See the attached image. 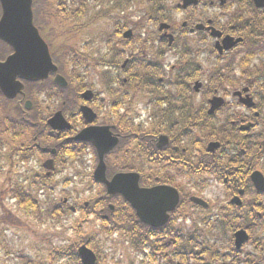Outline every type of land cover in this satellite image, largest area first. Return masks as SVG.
I'll use <instances>...</instances> for the list:
<instances>
[{
    "label": "flooded vegetation",
    "instance_id": "1",
    "mask_svg": "<svg viewBox=\"0 0 264 264\" xmlns=\"http://www.w3.org/2000/svg\"><path fill=\"white\" fill-rule=\"evenodd\" d=\"M171 1V14L185 16L178 27L159 21L154 35L140 36L139 50L123 51L121 64L117 53L110 51L112 58L96 80L101 81L91 90L78 84L77 75L71 76L77 78L74 84L64 76L68 74L47 41V35L52 36L45 33L47 24L35 19L33 0L34 26L66 86L57 85L56 74L49 73L42 81L18 79L24 91L14 99L0 91V161L7 160L17 172L20 164L42 155L40 168L46 177L52 174L48 162L54 169L55 158L63 156L64 163L72 161L66 169L79 170L78 180L81 170H87L84 177L94 182L97 148L91 141L74 138L87 129L106 128L103 139L111 138L114 144L102 158L108 181L136 174L140 190L165 188L178 197L173 207L171 193L157 195L152 206L141 199L140 221L121 195L104 194L97 201L101 207L107 203V208L98 216L111 230L125 227L118 224L125 221L127 234L139 236L140 255L151 264H259L257 257L250 260L244 254L245 245L235 248L233 235L254 230L264 236V197L250 178L253 172L264 177V0ZM12 54L0 39V64ZM130 65L138 71L127 69ZM54 98L58 104L50 111ZM214 99L220 103L212 109ZM56 114L68 129H52L49 121ZM221 121L222 126L209 125ZM202 122L208 127L205 135L198 131ZM24 136L27 145L21 147L18 141ZM94 141L104 140L95 135ZM206 175L208 179H203ZM205 182L221 185L226 192H215L208 200ZM111 203L123 205L129 214L114 211ZM211 204L215 215L209 212ZM185 206L193 212L188 214ZM229 233L233 240L225 246ZM252 244L259 246V241Z\"/></svg>",
    "mask_w": 264,
    "mask_h": 264
},
{
    "label": "rangeland",
    "instance_id": "2",
    "mask_svg": "<svg viewBox=\"0 0 264 264\" xmlns=\"http://www.w3.org/2000/svg\"><path fill=\"white\" fill-rule=\"evenodd\" d=\"M40 1L39 6L41 7L38 11V19L47 24L45 28V33L51 32L52 36L47 35V41L51 45V50L55 54L54 58L63 64L65 71L68 75H64L69 82L73 83L77 78L72 79L77 75L78 84L81 83V87L95 89L97 84L101 81L100 76L102 75L103 67L100 68L99 65L104 66L107 64V60L111 58L110 51L117 53V56L121 64L124 62L123 51L129 49L131 52L139 50L140 36L143 34L154 35L153 22L151 23L152 15L146 14V8L141 4L140 0H132L130 6L126 8L119 7L114 11H104L101 18L91 20L88 13L81 8V12L77 13V16H81L80 20H72L69 25L62 20L64 16L58 14V7L61 5H66L65 0H53L50 12H52L53 17L48 16L49 1L47 0H36ZM71 1V0H70ZM74 1V0H72ZM94 1V6L96 2L102 7L101 11L109 10L113 5L110 2L104 0H90ZM77 3V1L75 0ZM75 3V10L79 5ZM162 4L163 1H162ZM164 9L163 18L161 21H171L173 27H178L185 16L171 14L172 8L174 7L173 1L168 0L167 6ZM121 8V9H120ZM96 12V8L94 10ZM36 14V15H37ZM44 15V16H43ZM87 16V17H86ZM173 16V17H172ZM37 20V16L35 18ZM77 19V18H75ZM121 20V21H115ZM123 20V21H122ZM155 21L157 19L155 18ZM124 26L120 30L119 34L126 30H133L135 38L133 37L130 41L126 39H118L115 33L118 31L116 23ZM121 37V36H120ZM187 38V37H186ZM60 47L61 52L58 50ZM144 49V47H142ZM67 51L64 55V52ZM128 51V50H127ZM76 53L86 57L87 61L85 64L76 58ZM97 55V56H95ZM99 64V65H97ZM81 68V70H80ZM130 71H138L134 65H130ZM131 72V73H132ZM99 80L96 81L98 79ZM109 76V75H108ZM95 81V82H94ZM225 85H222L221 90H223ZM209 89H214L213 86L209 85ZM99 91V90H97ZM221 93V92H219ZM119 96V95H115ZM197 103V101H195ZM49 110L57 105V98L51 100ZM46 108V107H45ZM7 109V106H5ZM218 119L225 121L224 116H220ZM222 126L223 122H210L211 127L215 125ZM210 130V129H209ZM216 130V128L214 129ZM202 135L208 132V127L204 122L200 123V128L198 130ZM209 133L214 135V131L210 130ZM221 135V134H220ZM223 137V135H221ZM22 140V141H21ZM44 141V138L41 140ZM224 141V140H223ZM19 144L21 147L26 146L25 136L19 139ZM22 142V143H21ZM50 145L55 144L54 138L49 140ZM56 157V156H55ZM42 155H35L32 158L30 164L24 163L20 164L17 172L10 169L7 160L0 161V264H66V262L54 263L51 258V250L55 246H63L75 242L77 239L74 238L73 229L76 228L78 235V244L88 243V247L91 248L98 256L99 264H151L144 256L140 255V252L133 251L127 240V238L112 230L111 225L102 221L98 216L101 209L107 208V203L101 207V203L97 201L99 198H103L102 189L84 176H87V170H81L82 177L79 179L82 185H76L75 179L79 175L78 169H66L69 167L70 162L64 163L63 156L55 158L54 171L49 178V181L44 182L48 187L49 191L53 190L55 187V197L57 202L63 199H67L68 205L65 209H69L68 206L75 208L76 213H71L68 211L69 216L61 219L58 223H52L49 218L44 217L43 223L30 218L24 212H21V207L15 206V201L11 199L9 194L10 187L15 190V185L18 183L28 194H32V181L28 180L27 174L34 177L36 182H42V179L37 178L42 176L43 169L40 168L42 162ZM84 164H88L86 160H83ZM29 165V166H28ZM88 167V168H89ZM16 171V170H15ZM17 177V183L16 179ZM12 178L14 181H12ZM203 179H208V176H203ZM7 180L9 182H7ZM28 180V182H27ZM26 182V183H25ZM4 183V184H3ZM28 183V184H27ZM27 184V186H25ZM206 190L203 191L205 197L210 200L211 196L215 192H220L223 195L225 191L224 187L221 185L208 186L207 182ZM12 185V186H11ZM212 185V184H211ZM53 187V189H52ZM50 193V192H49ZM39 200H45L46 193L44 196L40 193ZM223 199V197H222ZM87 203V204H86ZM84 204H86L84 206ZM116 208L114 211L121 210L119 214L127 215L129 212L123 205H118L116 203H111ZM212 205V204H211ZM186 207V212L191 213L193 209ZM213 205L210 207L209 212L212 214H217L218 212L213 209ZM5 210V211H4ZM106 213V212H105ZM105 213L100 215H105ZM11 218H14L11 220ZM122 218V217H121ZM119 225L127 226V223L118 221ZM229 231V230H228ZM250 241L243 247L244 254L248 255L250 260L257 257L259 264H264L261 259L264 257V244L261 243L264 240V236L261 235L260 231L257 233L253 230L250 234ZM232 239V235L229 233L225 246L229 245V240ZM252 240L258 242L259 246L252 244ZM68 241V242H67ZM75 244V243H73ZM17 255L25 256L26 260L22 262L17 258ZM241 259V256H238ZM242 260V259H241ZM212 264H219V262H211ZM231 262H226L230 264ZM189 264H196V262H189Z\"/></svg>",
    "mask_w": 264,
    "mask_h": 264
},
{
    "label": "water",
    "instance_id": "3",
    "mask_svg": "<svg viewBox=\"0 0 264 264\" xmlns=\"http://www.w3.org/2000/svg\"><path fill=\"white\" fill-rule=\"evenodd\" d=\"M185 3L188 0H184ZM2 6V18L0 20V39L9 45L13 54L4 63L0 64V91L7 99H14L22 95L24 91L23 84L18 81H42L49 73H55L54 82L61 86H66V81L57 74L56 67L52 64L48 54L47 46L40 38L36 28L32 23V0H0ZM161 28H167L161 26ZM131 32H125L124 38H129ZM89 94V93H88ZM220 99L211 101L212 109L219 104ZM30 102L26 101L25 107L28 109ZM49 125L54 130L68 129L69 125L64 121L60 114H56ZM108 132L106 128L87 129L77 135L75 140H87L94 143L99 154V165L94 173V179L106 185L109 195L121 194L135 209L137 216L141 218L142 212L141 199H147L148 205H153L154 198L161 194H169L172 199V207L176 204L178 198L176 192H169L165 188H157L152 191L139 190L137 177L134 175H118L111 182H108L104 176L103 154L108 152L114 144H111V138L103 139ZM100 136L103 143L98 144L94 141V136ZM216 145H214L215 147ZM210 147H213L210 145ZM48 169H52V161L48 162ZM252 182L258 192H264V178L258 172L251 176ZM130 183V186L126 184ZM128 188H127V187ZM160 197V196H159ZM153 211L152 209L148 210ZM150 214V213H149ZM248 239L245 232L240 231L235 234V245L239 248ZM83 264H94L95 255L85 246H81L77 251Z\"/></svg>",
    "mask_w": 264,
    "mask_h": 264
},
{
    "label": "trees",
    "instance_id": "4",
    "mask_svg": "<svg viewBox=\"0 0 264 264\" xmlns=\"http://www.w3.org/2000/svg\"><path fill=\"white\" fill-rule=\"evenodd\" d=\"M48 1H49V6L51 7L50 4H52L53 0H47V4H48ZM76 1L77 3L75 2V0L74 1L65 0L66 5H61L60 7L56 8L58 9V14L64 16L62 20L65 21L69 25V28H71L70 22L72 20H75V21L80 20L81 16H77V13L81 12V8L88 13L90 19L92 18V14L93 13L95 14L91 20H94V19L99 20V18H101V15L104 14V11L106 12L114 11L118 9L119 7L127 9L132 3V0H104V2L107 1V2L112 3L113 5L109 8V10L101 11L102 7L98 5V2H96L94 6V1L92 2V4H90L91 3L90 0H76ZM140 1L142 3L139 5H142L147 9L146 14L152 15L151 22L155 24L157 23L158 20H161V18H163L162 17L164 14L163 9H165L164 4L160 3L158 0H140ZM75 3L79 5L76 10H75ZM95 8H96V12H94ZM50 14H51V17H53L52 12H50ZM155 18L157 19V21H155ZM115 21H121V20H115ZM115 25L116 27H118L117 28L118 31L115 33V36H117L118 38V36L120 35L119 31L122 30L124 26L121 25V22L120 24L116 23ZM66 53H69V52L65 51L64 55ZM76 58L79 61H82L84 64L87 62L85 60L86 57H83L82 55H78L77 53H76ZM99 66H102V65H99ZM18 195L20 196L18 205L21 207L20 208L21 212L23 213L25 212L27 216H29L32 219L35 218V220L41 223H43L44 217L49 218V220L52 223H58L61 219L66 218L67 216L70 215V214L67 215L68 210L65 209V205L62 202H57V199L55 198V194L53 190H51L47 198L42 201H40L39 198L34 195L27 194V192H24L22 190V188H19ZM12 219L13 218H11V220ZM0 222H2L1 219H0ZM73 231H74V234H73L74 238L78 240L76 228H74ZM77 240L70 244H66L63 246L58 245V246L53 247L51 250V254H50L51 260L54 263L66 262V264H78V262L80 261L76 254V250L80 244H78L79 242H77ZM16 257L19 258V260H22V262L26 260L25 256L17 255Z\"/></svg>",
    "mask_w": 264,
    "mask_h": 264
}]
</instances>
